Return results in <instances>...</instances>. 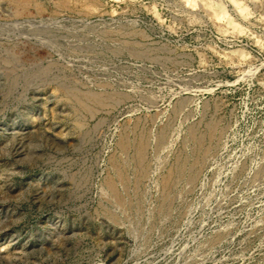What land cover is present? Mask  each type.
Segmentation results:
<instances>
[{
  "label": "rangeland",
  "instance_id": "374dc122",
  "mask_svg": "<svg viewBox=\"0 0 264 264\" xmlns=\"http://www.w3.org/2000/svg\"><path fill=\"white\" fill-rule=\"evenodd\" d=\"M94 1L0 0V264H264V0Z\"/></svg>",
  "mask_w": 264,
  "mask_h": 264
},
{
  "label": "bare ground",
  "instance_id": "6f19581e",
  "mask_svg": "<svg viewBox=\"0 0 264 264\" xmlns=\"http://www.w3.org/2000/svg\"><path fill=\"white\" fill-rule=\"evenodd\" d=\"M4 1L12 8V10H13L12 14L14 16H23V15H27L30 12H34L35 14H41L44 10L49 11L50 15H52V16L60 14L63 11H71V12H74L75 14L76 13L77 14H81V13L91 14L92 12L95 11V6H96L94 3L95 2L94 0H4ZM196 1H198V0H191V2H189L188 4L194 5L196 3ZM200 1L203 4V6H205L207 9H209L210 15L212 17H214V18L217 17L219 12L224 13V11L221 10L220 8H218V10H215L214 8H212L209 5L208 2H206L204 0H200ZM231 1L236 2V0H231ZM238 13L242 17H247L249 15V11L246 7L239 9ZM223 15H225V13ZM225 22H226V20H225ZM232 28H233V30L238 31V32L242 31V28L238 24H235V23H232ZM219 29L220 28H218V30ZM233 53H234V51H233ZM231 55H233V54H231ZM240 57H241V59L242 58L245 59V56L243 54H240ZM55 89H57V88H55ZM64 95H65L66 99H69V101L73 100V102H75V106L78 108V110L79 109L84 110L85 112H88L90 114H92L91 112L94 111V109H96L97 107L101 108V107H105L106 104L108 105L107 101L105 100V98H103L102 95H99L96 93H91L90 91L85 92L84 94L82 93V94H72V95L64 94ZM121 146H122L121 150H123V152L127 150L125 143L122 144ZM137 146L138 147L135 149L137 151V153H136L137 156H135V157H137L135 159V163L137 165V168L136 167L135 168H136V170L137 169L138 170L136 172H134V173H137V175L135 177L136 182H138L139 179L143 176V174H144L143 172H144V168H145L144 159H143L144 146L142 144H139ZM171 177H172V174H170V172H169V175H167V177L165 179V184L168 183V181L171 179ZM117 178H118L117 183H116V181H113V180L108 181V188H110V190L112 192V198L114 199V201L120 207L125 208L126 202H124L122 197H120V195L116 191V186L119 183V185L122 186L121 188L126 189V187L128 186L127 185L128 179L123 177L120 173L118 174Z\"/></svg>",
  "mask_w": 264,
  "mask_h": 264
}]
</instances>
